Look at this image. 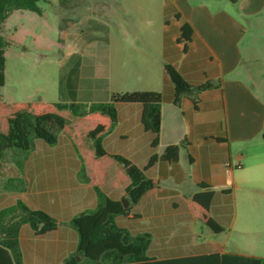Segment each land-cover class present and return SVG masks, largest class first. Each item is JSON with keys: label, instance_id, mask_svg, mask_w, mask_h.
<instances>
[{"label": "crops", "instance_id": "1", "mask_svg": "<svg viewBox=\"0 0 264 264\" xmlns=\"http://www.w3.org/2000/svg\"><path fill=\"white\" fill-rule=\"evenodd\" d=\"M131 2L134 7L149 2L151 22L158 26L162 73L157 90L164 95L160 141L156 147L151 145L153 135L141 122L140 104L120 103L118 123L104 137V147L145 167L154 153L161 154L171 143L186 137L188 146L180 149L178 161L158 160L145 169L149 177L159 180L158 188L136 207L134 213L139 216L121 215L118 222L133 233H151L150 260L212 252L264 258V253L229 249L216 233H206L201 227L204 223L195 218L185 199L200 190L199 183L211 184L215 195L210 213L225 227L222 233L235 227L245 232L258 231L264 244V210L214 209L213 205L217 197L264 196V0ZM127 6L125 0H103L97 2V8L103 7V11L95 16H108L109 9ZM185 26L191 29L189 37L184 36ZM124 37L122 33L118 35L120 40ZM113 38L107 35L108 41ZM111 45L104 43L107 52ZM119 46L125 48L124 43ZM166 63L174 65L194 85L212 81L216 86L202 90L197 104L184 97L176 106L172 102L173 83L164 70ZM107 66L103 74L91 63L69 66L59 79L54 100L42 101H105L107 98L101 96L108 92L100 80L109 83ZM137 70L142 77L143 70ZM120 139H134L135 145L128 152H119ZM11 152L6 164L22 165V181L14 189L0 187V207L21 198L28 206L45 210L57 220V227L45 234H36L27 223L21 226L22 261L63 264L78 241L70 221L78 213L95 208L98 194L86 180L73 142L63 132L58 133L55 144L35 138L24 153ZM114 175V167H110L102 189L111 198L122 199L127 184L113 187Z\"/></svg>", "mask_w": 264, "mask_h": 264}, {"label": "trees", "instance_id": "2", "mask_svg": "<svg viewBox=\"0 0 264 264\" xmlns=\"http://www.w3.org/2000/svg\"><path fill=\"white\" fill-rule=\"evenodd\" d=\"M40 1L0 0V86L6 80V48L11 43L1 33L2 24L16 9L41 13ZM183 32L189 37L191 29L185 26ZM164 70L173 83L172 102L176 106H180L184 97L197 104L202 90L216 86L212 81L194 85L170 63L164 65ZM163 101V93L156 90L114 91L108 100L92 102L6 101L0 97V187L14 189L22 181V165L4 162L7 151L14 148L27 151L35 138L55 144L58 133L64 132L81 158L86 180L96 190L99 203L71 219L70 225L78 234L77 247L64 258L63 264H264L263 257L220 252L150 260L151 233H133L118 222L117 217L121 215L139 216L133 208L158 188L159 180L149 177L145 169L158 160L178 161L180 149L187 148L188 143L186 137L171 143L161 154L154 153L145 167H140L120 153L109 152L103 139L118 123V104L138 103L142 107L141 122L152 133L151 145L156 147L160 141ZM110 167H114L115 174L111 185L127 184L124 193L127 206L102 189ZM198 185L199 191L185 197L189 208L212 232H224L225 227L210 213L214 187L205 182ZM26 223L36 234H45L57 227V220L51 214L28 206L21 198L3 205L0 207V264H25L19 235Z\"/></svg>", "mask_w": 264, "mask_h": 264}, {"label": "rangeland", "instance_id": "3", "mask_svg": "<svg viewBox=\"0 0 264 264\" xmlns=\"http://www.w3.org/2000/svg\"><path fill=\"white\" fill-rule=\"evenodd\" d=\"M100 1L103 0H41V13L21 9L12 11L1 27V33L11 43L6 48V80L0 86V97L6 101L54 100L59 79L64 77L69 66L84 62L98 66L99 74H103L104 65H108L109 83L103 78L100 80L109 93L101 96L106 100L112 91L155 88L158 91L162 73L156 35L158 26L151 22L149 2L134 7L131 0H125L128 2L126 8H111L108 16H95L96 12L103 11V7L97 8ZM73 3H76L74 8L71 7ZM120 33L125 35L124 40L118 38ZM108 34L114 36L111 41L107 39ZM108 42L112 44L109 52L104 48V43ZM120 43L125 45L123 50ZM138 67L143 70L142 77ZM133 145L134 139H120L117 150L128 152ZM11 151L25 152L16 148L7 151L5 163L12 156ZM213 205L214 209L241 211L251 207L262 211L264 196L251 199L241 195L217 197ZM201 225L205 232L208 231L206 233L212 232ZM216 237L227 242L229 249L264 253L261 232H245L235 227Z\"/></svg>", "mask_w": 264, "mask_h": 264}, {"label": "water", "instance_id": "4", "mask_svg": "<svg viewBox=\"0 0 264 264\" xmlns=\"http://www.w3.org/2000/svg\"><path fill=\"white\" fill-rule=\"evenodd\" d=\"M121 201H122V203L124 204V206H127V205H128V200H127V198L123 197V198L121 199Z\"/></svg>", "mask_w": 264, "mask_h": 264}]
</instances>
